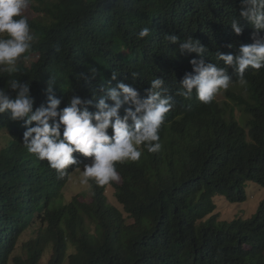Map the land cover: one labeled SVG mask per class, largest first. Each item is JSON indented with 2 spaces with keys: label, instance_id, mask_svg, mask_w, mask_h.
I'll list each match as a JSON object with an SVG mask.
<instances>
[{
  "label": "trees",
  "instance_id": "1",
  "mask_svg": "<svg viewBox=\"0 0 264 264\" xmlns=\"http://www.w3.org/2000/svg\"><path fill=\"white\" fill-rule=\"evenodd\" d=\"M29 4L37 15H25L34 36L31 48L17 60L15 71L0 70V90L10 99L17 98L19 89L10 87L17 80L29 85L32 112L47 108L51 96L60 100L58 113L79 97L91 101L84 107L95 114L101 98L113 106L107 93L117 84L133 87L143 100L150 81L160 78L173 108L160 129L159 152L141 146L138 161L116 163L120 181L108 185L122 210L109 203L106 185L93 178L89 201L74 195L52 207L71 172L91 158L74 152L77 164L61 177L24 146V133L36 122L0 114V131L10 139L0 149V264H42L48 250L45 264H264V199L250 217L229 221L218 220L214 201L215 196L245 201L249 181L264 187V69L246 71L245 96L226 91L238 116L216 98L202 103L195 90L191 99L178 94L186 75L197 74L193 60L225 68L232 85L238 84L234 67L217 54L236 56L241 44L254 43V30L239 16L241 0ZM233 19L240 21V35L231 27ZM144 27L151 34L138 39ZM172 35L178 43L167 39ZM189 37L206 51H181L180 43ZM129 107L135 110L130 103L121 106V118ZM35 223L36 235L21 244L23 254L13 255L21 235Z\"/></svg>",
  "mask_w": 264,
  "mask_h": 264
},
{
  "label": "clouds",
  "instance_id": "2",
  "mask_svg": "<svg viewBox=\"0 0 264 264\" xmlns=\"http://www.w3.org/2000/svg\"><path fill=\"white\" fill-rule=\"evenodd\" d=\"M29 3L30 0H0V65L6 66L9 72L15 71L17 60L30 50L34 40L28 19L22 15ZM239 16L254 30V43L241 44L239 55L236 56L218 53L217 59L234 67L237 82L244 86L247 84V70L264 69V38L260 37L264 33V0H241ZM231 27L235 34L242 33L238 19L232 20ZM150 34V28L144 27L138 32V39L149 37ZM167 39L178 43L175 35ZM180 50H188L198 55L206 51L199 40L191 37L180 43ZM191 63L197 74L186 75L178 92L185 99H191L195 90L196 98L209 104L220 91H226L233 84L225 68H218L211 63L205 65L203 60L199 63L193 60ZM117 75V72H113L111 79L116 80ZM132 75L135 78L137 74ZM164 83L163 79H152L147 98L141 100L136 89L121 82L108 90L107 98L114 102L113 106L110 107L101 98L96 105L99 111L92 114L84 107L85 103L91 104V101L85 102L79 97L72 98L69 106L58 113L60 100L51 96L47 108L32 112L34 101L28 95L29 85L12 80L10 87L13 90L19 89L17 98L10 99L0 90V114L7 111L10 112L12 120L27 117L26 124L36 122L35 127L24 133V146L29 153L35 154L41 160H47L50 167L61 177L69 166L77 164L73 153L79 152L91 158V162L84 165L81 183L87 184L93 178L98 185H106L120 179L116 163L138 161L141 158V146L149 153L161 150L160 129L173 108V97L165 94L167 89L164 88ZM48 91H51V84ZM125 103L134 105L135 110L131 107L125 109V115L121 118L119 109ZM49 120L53 121L51 125ZM109 128L112 130L111 136L108 134Z\"/></svg>",
  "mask_w": 264,
  "mask_h": 264
},
{
  "label": "rangeland",
  "instance_id": "3",
  "mask_svg": "<svg viewBox=\"0 0 264 264\" xmlns=\"http://www.w3.org/2000/svg\"><path fill=\"white\" fill-rule=\"evenodd\" d=\"M29 5L22 14L28 17H36L37 16L36 13L31 9ZM4 67L5 66L0 65V70L3 69ZM242 88L243 86L238 83L235 85H231L229 89L227 90H230V91H233L235 93L245 96ZM226 91L225 90L220 91L216 95L215 98L227 110L230 109V107H233L235 115L238 116L239 111L237 107L235 106L234 102L231 101L226 96ZM9 140H10L9 136L5 134L4 132L0 131V149L5 147L9 143ZM83 169H84V165L76 168L75 170L71 172L68 178V181L61 188L59 197H57L56 199L52 201V207H58V206H62L66 204L67 202L70 201V199L74 195H79L80 199L84 201L90 200L91 188L89 186V183L87 184L81 183ZM245 191H246L247 199L243 202L231 203L227 201L223 196H215L214 198V201L216 204L215 213H217L218 215V220L229 221L235 217L248 218L256 211L258 205L264 199V187L256 184L255 182L249 181L246 184ZM105 194L107 196L109 203H111L112 205L122 210V206L117 202L114 196L113 187L106 184ZM38 227H39V224L35 223L21 235L13 255L23 254L21 244L24 241L28 240L29 238L35 236ZM72 251L73 249H70V252ZM49 256H50V250H48L44 254L43 259H42V264L46 263ZM9 264H13V263L10 262Z\"/></svg>",
  "mask_w": 264,
  "mask_h": 264
}]
</instances>
